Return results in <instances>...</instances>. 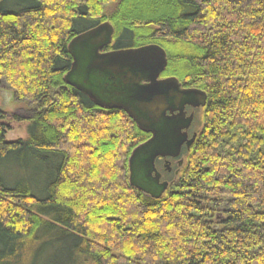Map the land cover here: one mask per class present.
<instances>
[{
    "label": "trees",
    "instance_id": "1",
    "mask_svg": "<svg viewBox=\"0 0 264 264\" xmlns=\"http://www.w3.org/2000/svg\"><path fill=\"white\" fill-rule=\"evenodd\" d=\"M104 22V51L157 45L207 96L159 199L128 180L150 135L64 81ZM1 81L34 110H0V264H264V0H0Z\"/></svg>",
    "mask_w": 264,
    "mask_h": 264
},
{
    "label": "water",
    "instance_id": "2",
    "mask_svg": "<svg viewBox=\"0 0 264 264\" xmlns=\"http://www.w3.org/2000/svg\"><path fill=\"white\" fill-rule=\"evenodd\" d=\"M112 35V26L104 22L74 37L67 47L72 63L64 81L97 107L123 111L150 135L128 158V180L132 188L159 199L169 184L161 181L156 161L165 160L163 167L170 172V160L179 159L182 148L193 144L196 134L189 138L188 130L194 115H187L186 108H203L207 96L183 88L175 78H160L167 56L157 45L104 51Z\"/></svg>",
    "mask_w": 264,
    "mask_h": 264
},
{
    "label": "rangeland",
    "instance_id": "3",
    "mask_svg": "<svg viewBox=\"0 0 264 264\" xmlns=\"http://www.w3.org/2000/svg\"><path fill=\"white\" fill-rule=\"evenodd\" d=\"M34 110V107L31 105V103H19L15 100V98L12 95L11 90L6 86L4 81H1L0 84V110L6 111V114L8 116H17L23 120H27V118L31 115V111ZM201 109V108H200ZM198 115H200L198 113ZM195 123V129L197 132L200 130L199 125V118L197 117ZM8 131L5 135V139L8 142H13L20 139H25L27 137V125L28 123L26 121H11L8 120ZM175 169V165H174ZM174 181L173 174L166 175L163 177V180H171Z\"/></svg>",
    "mask_w": 264,
    "mask_h": 264
},
{
    "label": "flooded vegetation",
    "instance_id": "4",
    "mask_svg": "<svg viewBox=\"0 0 264 264\" xmlns=\"http://www.w3.org/2000/svg\"><path fill=\"white\" fill-rule=\"evenodd\" d=\"M186 111H187V115H189V114L192 113V112H193V115H194L193 122H192V124H191V127H190L189 130H188V136H189V138H190L194 133H196V131H195L194 128H193V127H194L193 124L195 123V121H196V119H197V116H198V113H199L200 109L192 110V109H190V108H186ZM164 162H165V160H163V159H158V160L156 161V168H157V170H158L159 172H161L162 177H163V172H164V169H163ZM177 162H178V161H176V160H170V166H171L172 169H173L174 164L176 165ZM162 171H163V172H162ZM161 181H162V178H161Z\"/></svg>",
    "mask_w": 264,
    "mask_h": 264
}]
</instances>
